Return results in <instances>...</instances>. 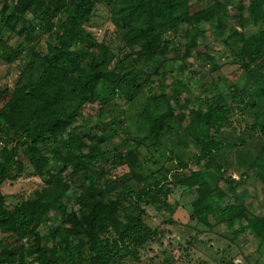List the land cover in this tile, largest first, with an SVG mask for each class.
<instances>
[{"label": "trees", "instance_id": "obj_1", "mask_svg": "<svg viewBox=\"0 0 264 264\" xmlns=\"http://www.w3.org/2000/svg\"><path fill=\"white\" fill-rule=\"evenodd\" d=\"M105 1L129 52L87 27L96 0H0V57L26 63L15 86L0 83V264L139 258L160 235L149 208L166 222L185 212L231 242L247 234L264 242V215L251 207L257 193L229 173L227 157L264 141V0H207L195 10L191 0ZM205 29L232 49L237 67L201 86L190 76L205 71L201 61L220 66L200 42ZM104 81L114 88L100 97ZM117 98L132 125L117 118ZM96 103L86 119L85 106ZM120 165L129 171L113 175ZM29 168L43 184L15 202L2 186ZM228 185L243 187L238 202ZM189 189L190 213L176 197Z\"/></svg>", "mask_w": 264, "mask_h": 264}, {"label": "rangeland", "instance_id": "obj_2", "mask_svg": "<svg viewBox=\"0 0 264 264\" xmlns=\"http://www.w3.org/2000/svg\"><path fill=\"white\" fill-rule=\"evenodd\" d=\"M192 8L199 9L206 4L207 0H191ZM96 11L93 13L91 21L86 23L97 39L104 41L111 45L114 51L129 52L130 49L126 47L124 41L119 33V26L113 20L111 14V7L105 0H96ZM226 21L229 24H237L235 19H232L230 14L226 15ZM264 25V21H263ZM200 42L209 43L215 48L216 57L219 62V67L214 69L209 62L201 61L203 63L202 74L196 76L195 73L190 76L194 81H199L201 86H205L204 82L212 84L214 80H218L219 73L224 77L235 76V69L237 64L233 62L232 49L223 44L221 38L211 29L201 31ZM116 61V60H115ZM193 61V59H192ZM195 61L193 65L197 67L202 63ZM139 64V63H138ZM26 63L20 59L14 61H6L0 57V83L15 86L17 81L22 77L25 78ZM140 66L146 71L150 72L152 67L144 61H140ZM130 67V64H128ZM37 72L38 67L34 68ZM188 70L185 71V73ZM177 73V71H176ZM243 76H240L241 81ZM27 79V78H26ZM170 77L167 78L166 84L170 86ZM168 87V86H166ZM114 88V83L111 81H104L100 83L98 92L100 97L107 96ZM145 88L139 91L138 97L141 100L145 97ZM199 93L201 90H197ZM203 94V93H202ZM120 111L116 113L118 119L123 123H127L130 119L132 125L133 115L130 113L129 119L126 115L120 116L119 113L123 107L128 104L124 98H117ZM98 109V103L87 104L85 106V118L90 119L89 114L95 113ZM128 120H127V119ZM113 119L107 118V124H110ZM121 137H129L127 130L119 133ZM256 144V145H255ZM253 152L240 151L231 152L227 155L229 163V173L236 178H242L247 183L251 194L257 193V199L251 203V207L258 214L264 215V183L256 171L260 172L259 167H256V155L258 150L264 147V141L258 140ZM146 152V146L141 147ZM259 163H264V157ZM176 168L177 162L172 160L170 163ZM192 166H195L191 163ZM129 171L127 165H120L113 171V175H121ZM245 173V175H243ZM43 184V179L35 174L30 168L27 169L17 180H7L3 186V192L10 195V198L17 202L21 198V194L29 192ZM246 186V187H247ZM243 187H234L228 185L226 192L227 198L231 202H238L243 195ZM195 189L184 191L179 197L176 194L181 204H186L188 212L192 210V201L195 198ZM251 198V196H248ZM149 213L152 215L153 224L158 226L160 235L153 240L148 246L141 249L140 257H129L122 264H253L257 259L264 260V242L260 241L259 237H252L250 234L246 236L241 235L237 242H231L227 237L212 231L208 226L199 222L197 218L189 219L185 212L177 213L175 220L171 222L164 221L162 213H157L155 209L149 208ZM45 228V226H43Z\"/></svg>", "mask_w": 264, "mask_h": 264}]
</instances>
